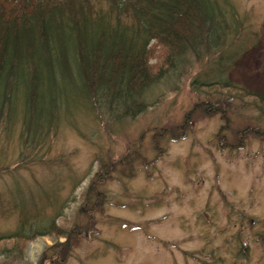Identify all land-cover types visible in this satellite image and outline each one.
Returning a JSON list of instances; mask_svg holds the SVG:
<instances>
[{
	"label": "rangeland",
	"instance_id": "1",
	"mask_svg": "<svg viewBox=\"0 0 264 264\" xmlns=\"http://www.w3.org/2000/svg\"><path fill=\"white\" fill-rule=\"evenodd\" d=\"M135 1L81 2L110 39L136 34ZM219 1V46L178 57L135 96L149 104L135 116L125 112L124 78L116 98L83 85L69 23L79 0L64 3L53 27L73 34L68 47L33 38L34 61L0 84V236L30 239L0 241V264H264V111L195 86L231 79L264 95V0ZM154 41L159 70L170 49ZM203 101L217 112L195 107Z\"/></svg>",
	"mask_w": 264,
	"mask_h": 264
},
{
	"label": "trees",
	"instance_id": "2",
	"mask_svg": "<svg viewBox=\"0 0 264 264\" xmlns=\"http://www.w3.org/2000/svg\"><path fill=\"white\" fill-rule=\"evenodd\" d=\"M70 1L0 0V84L3 80L8 83L9 78L17 77L16 70L22 61L27 63L34 61L32 59L40 52V49L38 47L35 50L34 47L32 49L33 38H39V44L47 47V37L55 35V41L59 45L57 47H63L62 50L68 47L67 39H70L73 34L57 32V29L53 31V27L55 21L60 19L59 16L66 12L63 10L64 3L69 4ZM72 1L75 2V0ZM81 1L79 0L78 5L74 4L73 8L68 7H70L69 23H73V36L83 85L91 95H94L97 86L103 84L109 90H113L112 98H116L120 91L116 82L124 78L127 94L122 96V99L126 101L127 115L135 116L146 110L149 104L135 100V96L164 76L166 71L175 67L178 57L189 51L199 56L200 50L207 48V51H210V48L218 47L224 39L221 40L222 35L219 31L225 29L223 24L226 23V12L220 6L219 0H136L133 6V18L138 21L136 34L131 37L118 31L110 33V39L108 36H103L100 26L95 27L96 30L91 26L93 21L90 22V20L97 17L89 16L88 21L83 12L84 3ZM78 14L85 18L79 19ZM102 36L104 39H101ZM147 36L170 49L169 58L164 62L167 64L166 67L157 70L150 63L153 51L149 45L151 39ZM136 37L141 39L135 42ZM142 38L143 41L138 44ZM100 44H102L101 47ZM36 76V72L32 71L30 77L32 79L26 82L27 85H31L30 89L33 93L37 92L36 85H39ZM195 83L198 84V81ZM5 86L11 93V85ZM195 86L197 88L213 86L214 90L218 91L227 89L232 97L243 102H250L264 111V95L252 92L232 82L231 79L199 82ZM9 93L7 96L4 92L8 98ZM34 97L32 96V105L35 104ZM195 107L207 113L213 110L211 104L205 101L197 103ZM216 112L212 111V113ZM249 129L250 127H247L239 131L238 144L242 143ZM258 132L261 133V131L254 133L259 134ZM59 234H63V229L59 228ZM26 239L28 236L23 235L17 242L27 241Z\"/></svg>",
	"mask_w": 264,
	"mask_h": 264
},
{
	"label": "bare ground",
	"instance_id": "3",
	"mask_svg": "<svg viewBox=\"0 0 264 264\" xmlns=\"http://www.w3.org/2000/svg\"><path fill=\"white\" fill-rule=\"evenodd\" d=\"M155 41H154V43L153 44H155V43H157L158 41L156 40V39H154ZM149 42H151V40L149 41ZM149 45H150V43H149ZM54 226H56V225H54ZM53 226V227H54ZM38 231V230H37ZM44 233H40L41 235H48V233H49V231H43ZM47 232V233H46ZM23 235H25V236H27L26 234H24V233H15V234H9L8 236H5V235H1L0 236V241H3V240H11V238H14L15 239V237H18L17 238V240H19V238H21V237H23ZM28 239H30V236L28 235ZM28 239H26V240H28Z\"/></svg>",
	"mask_w": 264,
	"mask_h": 264
}]
</instances>
